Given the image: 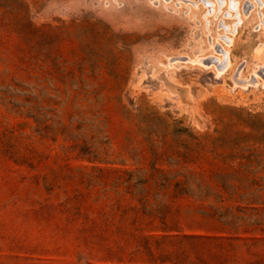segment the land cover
<instances>
[{
	"label": "rangeland",
	"instance_id": "374dc122",
	"mask_svg": "<svg viewBox=\"0 0 264 264\" xmlns=\"http://www.w3.org/2000/svg\"><path fill=\"white\" fill-rule=\"evenodd\" d=\"M0 264H264V0H0Z\"/></svg>",
	"mask_w": 264,
	"mask_h": 264
},
{
	"label": "bare ground",
	"instance_id": "6f19581e",
	"mask_svg": "<svg viewBox=\"0 0 264 264\" xmlns=\"http://www.w3.org/2000/svg\"><path fill=\"white\" fill-rule=\"evenodd\" d=\"M228 55V54H227ZM217 58V57H216ZM224 60V59H223ZM221 61V60H220ZM220 64V63H219ZM223 64V63H222Z\"/></svg>",
	"mask_w": 264,
	"mask_h": 264
}]
</instances>
